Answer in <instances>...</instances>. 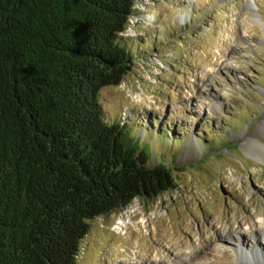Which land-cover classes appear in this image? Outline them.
<instances>
[{"label": "rangeland", "instance_id": "obj_1", "mask_svg": "<svg viewBox=\"0 0 264 264\" xmlns=\"http://www.w3.org/2000/svg\"><path fill=\"white\" fill-rule=\"evenodd\" d=\"M140 4L98 103L135 137L153 125L147 165L175 186L90 221L75 264H264V0Z\"/></svg>", "mask_w": 264, "mask_h": 264}, {"label": "trees", "instance_id": "obj_2", "mask_svg": "<svg viewBox=\"0 0 264 264\" xmlns=\"http://www.w3.org/2000/svg\"><path fill=\"white\" fill-rule=\"evenodd\" d=\"M134 15L133 0H0V264H75L90 221L174 188L147 165L153 125L135 137L98 103L131 70L114 38Z\"/></svg>", "mask_w": 264, "mask_h": 264}, {"label": "clouds", "instance_id": "obj_3", "mask_svg": "<svg viewBox=\"0 0 264 264\" xmlns=\"http://www.w3.org/2000/svg\"><path fill=\"white\" fill-rule=\"evenodd\" d=\"M133 8H140L142 9L143 6L140 4V0H133ZM124 33H122L123 35Z\"/></svg>", "mask_w": 264, "mask_h": 264}, {"label": "bare ground", "instance_id": "obj_4", "mask_svg": "<svg viewBox=\"0 0 264 264\" xmlns=\"http://www.w3.org/2000/svg\"><path fill=\"white\" fill-rule=\"evenodd\" d=\"M263 230V229H262ZM254 255H255V252H254Z\"/></svg>", "mask_w": 264, "mask_h": 264}]
</instances>
